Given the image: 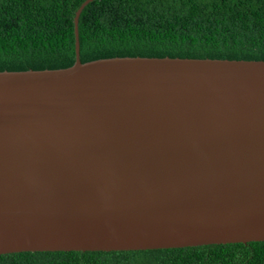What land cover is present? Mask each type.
Listing matches in <instances>:
<instances>
[{
	"label": "water",
	"instance_id": "obj_1",
	"mask_svg": "<svg viewBox=\"0 0 264 264\" xmlns=\"http://www.w3.org/2000/svg\"><path fill=\"white\" fill-rule=\"evenodd\" d=\"M0 72V255L264 242V61Z\"/></svg>",
	"mask_w": 264,
	"mask_h": 264
},
{
	"label": "trees",
	"instance_id": "obj_2",
	"mask_svg": "<svg viewBox=\"0 0 264 264\" xmlns=\"http://www.w3.org/2000/svg\"><path fill=\"white\" fill-rule=\"evenodd\" d=\"M86 0H0V72L75 63ZM82 63L106 58L264 61V0H93L78 19ZM0 264H264V242L130 252L0 255Z\"/></svg>",
	"mask_w": 264,
	"mask_h": 264
}]
</instances>
